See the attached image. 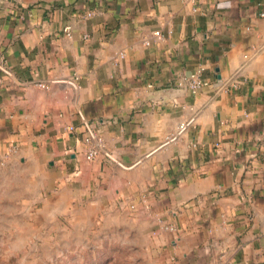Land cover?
<instances>
[{
  "label": "crops",
  "instance_id": "0c3cea01",
  "mask_svg": "<svg viewBox=\"0 0 264 264\" xmlns=\"http://www.w3.org/2000/svg\"><path fill=\"white\" fill-rule=\"evenodd\" d=\"M263 14L264 0H0V155L44 194L34 229L147 264H264ZM197 70L209 85L193 94Z\"/></svg>",
  "mask_w": 264,
  "mask_h": 264
},
{
  "label": "rangeland",
  "instance_id": "374dc122",
  "mask_svg": "<svg viewBox=\"0 0 264 264\" xmlns=\"http://www.w3.org/2000/svg\"><path fill=\"white\" fill-rule=\"evenodd\" d=\"M14 155H0V264H147L119 245L102 241L82 248L68 242L69 234L37 232L35 211L44 194L26 182L27 171Z\"/></svg>",
  "mask_w": 264,
  "mask_h": 264
},
{
  "label": "built area",
  "instance_id": "2783aa9c",
  "mask_svg": "<svg viewBox=\"0 0 264 264\" xmlns=\"http://www.w3.org/2000/svg\"><path fill=\"white\" fill-rule=\"evenodd\" d=\"M264 15V14H263ZM91 16V14L89 15ZM64 32L66 33L67 36H71V28L66 27L64 29ZM156 36L160 37V33L156 32ZM88 36H85L87 38ZM146 45H149L150 42H145ZM4 57L0 55V66L1 68H4ZM209 85V81L204 79L203 77V70H197L195 73L190 75L186 79V86L190 92L193 94L198 93L200 90H202L204 87ZM39 87L41 88H47L48 86L46 84H38ZM70 130H73V128H70ZM85 143L87 145V151L85 153V159L88 162H94L96 161L103 152V149L105 147V142L104 139L100 136L97 135L95 132L89 130L87 136L85 137ZM165 229L172 232V233H177L178 229L175 228L174 226L171 225H164ZM224 264H231L229 262H226Z\"/></svg>",
  "mask_w": 264,
  "mask_h": 264
}]
</instances>
